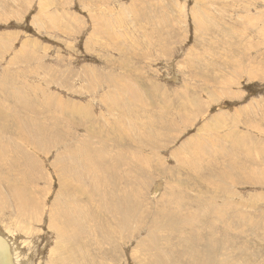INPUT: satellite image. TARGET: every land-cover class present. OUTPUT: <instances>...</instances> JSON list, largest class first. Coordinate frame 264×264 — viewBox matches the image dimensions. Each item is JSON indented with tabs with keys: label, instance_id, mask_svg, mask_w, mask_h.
Returning <instances> with one entry per match:
<instances>
[{
	"label": "rangeland",
	"instance_id": "374dc122",
	"mask_svg": "<svg viewBox=\"0 0 264 264\" xmlns=\"http://www.w3.org/2000/svg\"><path fill=\"white\" fill-rule=\"evenodd\" d=\"M263 31L264 0H0V153H41L42 165V215L25 220L4 182L36 188L1 162L0 233L16 264H264ZM83 153L88 179L104 158L130 159L126 188L148 212L100 215L89 186L93 227L61 252L53 166Z\"/></svg>",
	"mask_w": 264,
	"mask_h": 264
},
{
	"label": "bare ground",
	"instance_id": "6f19581e",
	"mask_svg": "<svg viewBox=\"0 0 264 264\" xmlns=\"http://www.w3.org/2000/svg\"><path fill=\"white\" fill-rule=\"evenodd\" d=\"M85 19V18H84ZM264 32V31H263ZM261 34V33H260ZM259 35V34H258ZM256 43V42H255ZM243 55V54H242ZM240 62V61H239ZM236 63V62H235ZM236 67V66H235ZM42 71V70H41ZM109 77V76H108ZM113 78V77H112ZM227 78V77H226ZM250 78V77H249ZM235 79V78H234ZM227 81H229L227 79ZM222 84L224 82H221ZM220 83V84H221ZM127 86V85H126ZM226 87V86H225ZM223 88V87H222ZM225 89V88H223ZM123 91V90H122ZM226 91V90H225ZM228 92V91H227ZM113 94V93H112ZM130 94V93H129ZM111 95V94H110ZM132 95V94H131ZM158 96V95H157ZM158 98V97H157ZM26 106V105H24ZM60 108H58L59 110ZM246 111V110H245ZM244 111V112H245ZM1 112V111H0ZM2 114V113H1ZM4 114V113H3ZM65 114V113H64ZM60 115V114H59ZM58 115V116H59ZM65 117V116H64ZM99 117V116H98ZM98 119V118H97ZM100 119V118H99ZM30 122V121H29ZM108 124H106L107 126ZM5 126V125H4ZM39 126V125H38ZM113 126V124L111 125ZM23 127V126H22ZM46 127V126H45ZM40 128V127H39ZM116 128V127H115ZM65 129V128H64ZM48 130V129H47ZM30 131V130H29ZM37 131V129H36ZM54 135L58 132L55 129H51L50 130ZM108 131V130H107ZM24 133H26L28 136L29 134L26 131H23ZM44 132V131H41ZM94 132V131H93ZM102 132V131H101ZM32 133V131H31ZM35 133V132H34ZM109 133V131L107 132ZM36 134V133H35ZM60 134V133H58ZM62 134V133H61ZM64 134V132H63ZM37 135V134H36ZM36 135H33L34 137ZM107 135V134H106ZM109 135V134H108ZM113 135V134H112ZM46 136V135H45ZM48 136V135H47ZM95 136V134H94ZM102 136H104L102 134ZM4 137V134H3ZM2 137V138H3ZM31 137V136H30ZM38 137V136H37ZM42 138V135L39 136ZM59 137V136H58ZM115 137V136H114ZM39 138V139H41ZM100 138V137H99ZM104 138V137H103ZM1 139V138H0ZM60 139V138H58ZM56 139V140H58ZM102 139V138H101ZM113 140V138H111ZM122 139V137H121ZM22 140V139H20ZM45 140V139H44ZM53 140V139H52ZM103 140V139H102ZM3 141V140H2ZM6 142V141H4ZM3 142V143H4ZM32 142V140H31ZM42 142L44 143V141L42 140ZM52 142V141H49ZM113 142V141H112ZM1 143V142H0ZM2 143V144H3ZM24 143V142H23ZM30 143V142H29ZM35 143V142H34ZM37 143V142H36ZM5 144V143H4ZM14 144V143H13ZM18 144V143H17ZM25 144V143H24ZM39 145L41 146L40 142ZM39 145H35L38 146L39 149H44L41 148ZM44 145V144H43ZM6 146V145H5ZM12 146V144H11ZM31 146V145H30ZM238 145L234 144L233 147L237 148ZM251 146V145H250ZM4 147V146H2ZM16 147H18V145H16ZM22 147V146H20ZM24 147V146H23ZM28 147V146H27ZM32 147V146H31ZM5 148V147H4ZM19 148V147H18ZM37 148V147H36ZM37 148V149H38ZM11 149V148H10ZM9 149V150H10ZM34 149V148H33ZM12 150V149H11ZM16 150V148H15ZM25 150V148H24ZM45 150V149H44ZM29 151V150H28ZM8 152V151H7ZM14 152V151H13ZM26 152V151H25ZM33 152V150H32ZM12 153V155L10 153H0V179L3 178V174L5 172V165L2 164L1 162H3L8 156H11V161H10V166L12 167H16V168H22L24 167L26 169L25 174L29 175L30 181L32 182V185L34 188L39 187L36 186L34 183L36 180L32 181V174L34 175L35 173L37 174V172L39 173V170L42 169V165L39 162V160L37 159V155H41V153ZM36 155V156H35ZM7 156V157H6ZM15 156H19L20 160L19 162H15L14 161V157ZM57 156V155H56ZM57 160L55 161V167L54 171L59 175L58 178H60V191L62 193V196L65 197V201H63L61 203V206L59 207L58 211H55L52 213V220L53 221H57L56 223H51L52 228H54L57 231V235L59 237L58 240V245L60 248V251L62 252V247L64 243H67V245L69 244V237H74V236H79V235H83V232H86V227H93L92 225V207H90V204L92 203V192L96 193L99 195L100 200L102 201L101 203H104V209L95 211L97 213L103 214V215H107V216H114V212H120L121 214H125V218L123 215H121L117 221H121V222H125L126 221L129 223V219L133 218L131 220H139V212H141L140 210H142L143 212V208L142 207V203L135 201L133 202V195L135 194V192L133 191H128L126 188V184L124 181L125 175H128L127 172H124V164L123 161L124 160H130L128 158H121L120 160H115L114 158L110 157L109 159H103V161H110V165L107 167V169L105 170L106 172L103 173L102 171L104 170H99L96 171V173L98 172H102V174H107V176L104 175V177L109 178L110 180L112 179L113 174H117L118 176H122L121 179L119 181L116 182H110V180L108 182H102V178H101V173L95 176H91L90 179L87 178L86 174L85 177L82 176H78V173H84L85 171V165L86 162L90 161L92 159V155L90 153H83L77 160H74L72 158H68V162L63 163L61 161V156H57L56 157ZM132 159V158H131ZM98 163L100 162L99 160H97ZM97 161L95 162L96 168L97 166H100V164L98 165ZM131 162V161H130ZM128 162V163H130ZM133 162V161H132ZM54 163V162H53ZM52 163V165H53ZM127 163V164H128ZM8 164V163H7ZM63 164V165H62ZM104 164V163H103ZM107 164V163H106ZM105 164V165H106ZM140 165V163H139ZM141 167V166H140ZM101 168V167H100ZM103 168V167H102ZM130 168V167H129ZM132 168V166H131ZM137 168V167H136ZM139 168V167H138ZM7 169V168H6ZM138 170V169H137ZM9 171V170H8ZM19 171V170H18ZM110 171V172H108ZM24 172V171H23ZM69 172V173H68ZM108 172V173H107ZM7 173V172H6ZM9 173V172H8ZM7 173V174H8ZM41 173V172H40ZM44 174V172H43ZM135 174V172H134ZM136 174L138 175V173L136 172ZM19 175V174H17ZM12 178L8 177V179L4 182L5 184H7L9 186V188L12 190L11 197L13 200H17L18 201V207L16 208V211L18 212V216L20 217H24L26 215L32 217V215H35V219H38V217L40 218V212L36 211V209L39 207V202H38V197L37 195L40 194V188H36L33 190L32 187H30V184L28 182L24 181V185L23 189H22V185L20 184H15L14 183V179H20V180H24V177L19 175L20 178H17V176L14 174L12 175ZM70 176V177H69ZM45 177H46V173H45ZM129 177V176H128ZM41 178V177H40ZM131 178V177H130ZM138 178L137 176H135L133 179L134 181L129 183L130 185L138 187L140 185V182H137L135 179ZM35 179V178H34ZM42 179V178H41ZM48 179V178H47ZM132 179V180H133ZM139 179V178H138ZM11 180V181H10ZM15 180V182L17 181ZM19 181V180H18ZM29 181V179H28ZM106 181V180H105ZM1 182H3L1 180ZM22 182V181H20ZM19 182V183H20ZM40 182V181H39ZM3 185V184H2ZM38 185V184H37ZM91 186L92 188V192L90 193L88 191V187ZM1 187V186H0ZM128 187V186H127ZM3 188V187H2ZM1 188V189H2ZM7 188V187H5ZM102 188L105 189V191L102 193L100 192V190H102ZM4 189V188H3ZM103 189V190H104ZM131 189V188H130ZM132 189H134V187H132ZM165 190V189H164ZM4 191V190H2ZM1 191V192H2ZM39 193H38V192ZM25 192L24 197L22 198V193ZM36 192L38 194H36ZM66 193V194H64ZM3 194V193H2ZM75 194V195H74ZM5 195V193H4ZM42 195V193L40 194ZM61 196V195H59ZM3 197V196H2ZM7 198V197H6ZM23 199L22 201H19L20 199ZM94 198V197H93ZM96 199V198H95ZM7 200V199H6ZM58 200V199H57ZM56 200V201H57ZM60 201V200H59ZM5 202V201H4ZM3 200H0V211L4 210V208H6V206L4 207V203ZM7 202V201H6ZM42 202V201H41ZM40 202V203H41ZM58 202V201H57ZM98 202V201H97ZM32 203L34 204V208H33V213H32ZM100 203V202H98ZM8 204V203H7ZM17 205V204H16ZM92 205V204H91ZM43 206V205H42ZM95 206V205H94ZM99 206V205H98ZM100 208V206H99ZM102 208V207H101ZM129 209V211H128ZM38 210V209H37ZM52 210V209H51ZM15 211V210H14ZM127 211V212H125ZM160 211V210H159ZM3 212V211H2ZM144 212H148V211H144ZM143 212V213H144ZM166 212V211H165ZM142 213V215H143ZM163 213V212H162ZM168 213V212H167ZM146 214V213H145ZM159 214V213H158ZM157 214V215H158ZM8 215V214H7ZM42 215V214H41ZM50 215V214H49ZM97 215V214H96ZM11 217V216H10ZM29 217V218H30ZM58 217H60V219H58ZM162 217V216H161ZM170 218V217H169ZM21 219V218H20ZM23 219V218H22ZM51 219V218H50ZM102 220V218H100ZM26 220V218H25ZM98 220V219H97ZM107 220V219H106ZM64 221H66V223H64ZM96 221V220H95ZM165 221V218H164ZM171 221V219L169 220ZM27 222V221H26ZM98 225V224H96ZM32 226V225H31ZM120 226V225H119ZM96 227V226H95ZM98 227V226H97ZM122 227V226H120ZM118 227V229L120 228ZM17 228V227H16ZM19 228V227H18ZM197 229V228H196ZM200 229V228H199ZM24 230V229H23ZM90 233H92V230L90 231ZM89 234V233H86ZM108 235V234H107ZM90 236H92L90 234ZM7 237V236H5ZM95 237V236H94ZM97 237V236H96ZM107 237V236H106ZM93 238V237H92ZM95 239V238H93ZM56 240V239H55ZM104 240L105 237H104ZM93 241V240H92ZM99 241V240H97ZM10 242V241H9ZM96 242V240H95ZM121 242V241H120ZM87 244H91V241H87ZM11 244V243H10ZM93 246V245H92ZM19 248V247H18ZM64 248V247H63ZM11 249H12V245H11ZM65 249V248H64ZM63 249V250H64ZM28 250V249H27ZM78 250V249H77ZM75 249V251H77ZM81 251V250H80ZM78 252V251H77ZM76 252V255H78V253ZM13 253V250H12ZM54 253V252H53ZM74 253V252H72ZM81 253V252H80ZM14 255V253H13ZM73 257H69L67 255L62 256V254L59 255V262L57 261L58 259L56 258V261L58 263L55 264H82V262L84 261H80V258L78 260H76V257H74V254H72ZM62 256V257H61ZM80 257V254H79ZM82 257V256H81ZM15 261V258H14ZM16 263V262H15Z\"/></svg>",
	"mask_w": 264,
	"mask_h": 264
},
{
	"label": "water",
	"instance_id": "95a60500",
	"mask_svg": "<svg viewBox=\"0 0 264 264\" xmlns=\"http://www.w3.org/2000/svg\"><path fill=\"white\" fill-rule=\"evenodd\" d=\"M0 264H16L11 244L2 233H0Z\"/></svg>",
	"mask_w": 264,
	"mask_h": 264
}]
</instances>
